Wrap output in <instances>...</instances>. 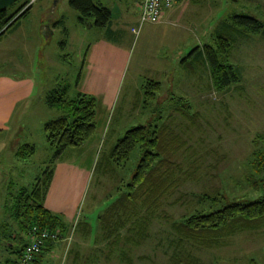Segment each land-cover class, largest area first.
<instances>
[{"label": "rangeland", "instance_id": "1", "mask_svg": "<svg viewBox=\"0 0 264 264\" xmlns=\"http://www.w3.org/2000/svg\"><path fill=\"white\" fill-rule=\"evenodd\" d=\"M99 1L111 11L113 28L123 31L120 37L93 27L91 18L77 23L78 13L67 0L55 6L54 0H28L30 9L0 36V264L16 257L5 249L10 233L18 236L13 252L27 243L13 222V197L30 191L51 165L43 126L60 113L47 107L45 99L62 87L66 98L86 92L97 102L92 137L82 147L66 149L60 158L89 173L77 222H87L90 232L83 235L76 223L70 241H59L53 252L43 255L45 263L176 264L194 259L200 264H264V226L221 237L209 246L181 238L172 226L207 210L204 193L216 194L223 204L264 196V189L252 190L242 180L251 141L264 134V33L242 27L229 31L234 15L255 18L264 31V0H189L180 21L145 23L136 36L131 33L138 17L133 0ZM125 9L131 19H122ZM53 19L62 25L51 35L44 28H52ZM218 34L232 38L227 62L240 78L221 91L211 85L209 69L200 62L203 55L196 52L214 45ZM102 39L121 45L124 65L120 58L116 66L112 51L88 71L83 65L86 49ZM190 50L191 57H186ZM146 79L158 81L160 89L143 105L141 86ZM109 95L115 104L110 112L104 107ZM179 98L190 104L189 118L178 114L174 103ZM162 123L186 141L170 159L178 167L177 184L163 195L153 215L139 207L140 217L148 222L137 244L136 233L127 230L130 225L120 231L118 241L105 240L96 217L117 187L130 179L139 153L134 149L125 164L112 169L96 163L126 130ZM23 144L33 145L34 152L18 158L15 147Z\"/></svg>", "mask_w": 264, "mask_h": 264}, {"label": "trees", "instance_id": "2", "mask_svg": "<svg viewBox=\"0 0 264 264\" xmlns=\"http://www.w3.org/2000/svg\"><path fill=\"white\" fill-rule=\"evenodd\" d=\"M20 1L5 10H0V36L30 9L31 3L28 0ZM67 2L78 13L79 23L84 24L86 19L91 18L93 27L108 29L111 12L105 6L93 0H67ZM232 22L234 27H230L229 31L242 27L244 31L250 33H264L263 25L250 16L234 15ZM215 38L214 45H204L196 52L203 55V60L200 62L209 69L211 85L221 91L237 84L240 78L227 62L232 38L223 34H218ZM193 51L189 52L187 57H190ZM187 65L190 67V63ZM141 87V100L143 105H146L156 98L160 83L146 79ZM65 94V87L56 88L51 90L45 99L47 107L56 109L60 113L43 126L45 142L52 150L49 160L51 165L43 171L42 180L38 179L30 191L22 190L13 197L12 218L20 236H26L32 228L50 231L57 229L64 236L69 228L61 216L45 209L42 197L51 181L54 162L67 148L81 147L92 137L95 131L97 102L90 94L77 92L72 98H66ZM174 105L180 116L190 117L188 113L190 104L187 100L179 98ZM251 145L252 151L247 159L242 180L252 190L264 189V134H256ZM185 147L186 141L180 135L173 133L167 125L146 124L126 130L123 136L101 155L96 167L112 169L113 166L125 164L134 149L139 153L130 179L117 187L113 199L96 217L98 228L102 234L105 233V240L118 241L121 236L120 231L130 225V229L127 230L136 233L135 243H138V239L146 232L148 222L146 218L140 217L139 207L146 208L148 215H153L159 208L163 195L176 186L174 171L178 167L170 159ZM33 152V145L24 144L17 148L15 156L24 158L32 155ZM201 198L207 204V210L203 209L172 224L183 239L209 246L221 237L241 231L258 230L264 226V196L229 204L221 203L216 194L211 196L204 193ZM86 223L79 221L77 228L83 227L86 232L82 234L87 236L90 231ZM10 234L5 249L9 253H15L16 257L14 260L8 259L7 263L18 264V258L25 244L13 252L12 242L16 241L18 236L14 233ZM126 238L133 241L132 237ZM52 248V243H45L32 264L40 262V258ZM122 259H124L123 255ZM176 264L200 263L194 259H184Z\"/></svg>", "mask_w": 264, "mask_h": 264}, {"label": "crops", "instance_id": "3", "mask_svg": "<svg viewBox=\"0 0 264 264\" xmlns=\"http://www.w3.org/2000/svg\"><path fill=\"white\" fill-rule=\"evenodd\" d=\"M93 1L103 5V3H101L99 0H93ZM140 1L141 0H133V7L136 8L137 15L139 13L138 12V5H139ZM188 1L189 0H178L171 8L165 10L164 13L162 14L161 22L172 23L174 21H180L181 20L180 17L181 16L183 17L184 13L187 10L186 9L187 8L186 3H188ZM103 6H105V4ZM106 8H108V7H106ZM127 11L128 10L125 9V11H124L125 14L123 15L124 18H122L123 20L124 19L126 20L128 17H129V19H131V14H130V16H128V14L126 13ZM111 20H112V18H111ZM88 21L89 20H87L86 22H88ZM49 23L51 24L52 28H50V26L48 25L49 28L45 27L44 29H45V32H49L51 35L53 34L54 29L57 28L58 25H62L59 22L57 23V21L54 19H53V21H51ZM77 23H79V22L77 21ZM79 24L83 25L81 23H79ZM113 26H114V24L110 21L109 27H108V29H106V31L108 32L109 35L120 37V35L124 34L122 30L120 31L119 27H116V29H114ZM115 26H117V24ZM118 26L122 27L121 24H118ZM40 30L42 31V29H40ZM65 31H66V33L68 32L67 30H65ZM48 37H49V35H48ZM48 37H46V38H48ZM42 38H44V37H42ZM121 42L122 41H120V43ZM92 46L93 47L90 46V47H88V49H86V52L84 55V64L83 65H84L85 69H88V71H90L89 69L91 67L95 66V63L98 60L102 61V59H103V61H105L104 58H105L106 53L112 52V51H115V55L117 57L115 59L116 66L118 65V60L120 58H121V60H119V61H121V66L124 65L125 55H124V51H122V49H121L122 47L119 43H116L114 41H108L106 39H102V40L95 42ZM191 51L192 50H190V52ZM196 51H197V48H196ZM126 55H127V52H126ZM186 57H187V55H186ZM100 65H102V63H100ZM98 68H100V67H98ZM85 94H86V92H85ZM113 101H114V99H113ZM114 105L115 104H114V102H112V97L109 95V101L105 102L104 107L107 109V111L110 112ZM89 146L92 147L91 144ZM96 146H97V144H96ZM15 148L17 149L18 147H15ZM93 148H95V146ZM60 158L57 159L54 162V164L52 165L53 173H52L51 181L49 183V186H48L45 194L42 197V203H43V206L45 207V209H47L49 212H51L53 214H56V215L58 214L59 216L62 217L64 222L67 225H69L68 231L65 234L66 236H68L69 231L72 228V226L75 227V224L78 223L77 222L78 219L81 220V218H82L81 212H80V210H81L80 206H81V203L83 200L84 192L86 189V184H87L88 179H89L88 178L89 173L84 172V171L79 170V169L76 170L75 165L73 163H67V160H62ZM63 179L65 180V183L63 185H61L62 184L61 180H63ZM66 180H68V184L66 183ZM58 190H59V193H57ZM78 216H79V218H78ZM78 230L81 233L86 232L85 229L81 226H80V228H78ZM56 246L57 245H53V248L51 249V251ZM63 249H64V247H63ZM75 258H76V256L74 253L73 259H75ZM44 261H43V256H42L40 258V262H38L37 264H44L45 263ZM45 264H47V262Z\"/></svg>", "mask_w": 264, "mask_h": 264}, {"label": "built area", "instance_id": "4", "mask_svg": "<svg viewBox=\"0 0 264 264\" xmlns=\"http://www.w3.org/2000/svg\"><path fill=\"white\" fill-rule=\"evenodd\" d=\"M177 1L178 0H141L138 5L137 28H132L131 33L136 36L143 24L159 22L164 11L171 8ZM73 230L74 226L70 229L68 236H62L57 229L50 231L32 228L26 235L27 243L21 250L18 264H32L45 243H52L55 245L59 241H70Z\"/></svg>", "mask_w": 264, "mask_h": 264}, {"label": "water", "instance_id": "5", "mask_svg": "<svg viewBox=\"0 0 264 264\" xmlns=\"http://www.w3.org/2000/svg\"><path fill=\"white\" fill-rule=\"evenodd\" d=\"M19 0H0V10H5ZM59 0H54V6Z\"/></svg>", "mask_w": 264, "mask_h": 264}]
</instances>
